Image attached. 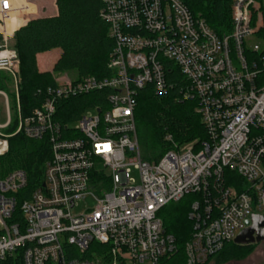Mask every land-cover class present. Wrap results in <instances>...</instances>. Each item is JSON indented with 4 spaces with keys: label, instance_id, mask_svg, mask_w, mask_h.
<instances>
[{
    "label": "built area",
    "instance_id": "1",
    "mask_svg": "<svg viewBox=\"0 0 264 264\" xmlns=\"http://www.w3.org/2000/svg\"><path fill=\"white\" fill-rule=\"evenodd\" d=\"M103 2L115 41L111 75L55 78L40 107L24 116L20 59L3 32L14 7L0 0V75L14 84L10 93L0 88V160L17 135L45 141L51 151L42 185L20 205L27 173L2 177L0 166V264L20 250L23 264H170L177 247L160 213L189 195L197 199L186 264H208L264 212V0H235L231 32L223 35L181 0ZM172 75L184 83L180 100L196 103L207 140L178 145L168 136L171 148L148 162L135 117L139 93L167 94ZM104 91V105L87 107L75 123L57 119L63 101ZM89 196L94 208L73 215ZM93 243L108 249L95 259L70 258L66 250L84 255Z\"/></svg>",
    "mask_w": 264,
    "mask_h": 264
},
{
    "label": "trees",
    "instance_id": "2",
    "mask_svg": "<svg viewBox=\"0 0 264 264\" xmlns=\"http://www.w3.org/2000/svg\"><path fill=\"white\" fill-rule=\"evenodd\" d=\"M10 1L14 7L10 17L17 19L13 48L21 65L20 101L24 116L31 115L34 109L40 107L48 87L56 86L54 73H70L74 77L72 79L78 80L89 76L102 79L111 75L108 63L115 41L109 37V26L101 17L103 0H56L57 16L39 17L30 20L24 27H21L26 19L24 15L36 14L30 10L33 6L26 0ZM181 1L195 17L204 20L217 34L231 32L232 7L235 0ZM2 43L3 37L0 36V45ZM55 49L60 50V56L54 65L53 73L40 72L38 55ZM0 76L2 77V74ZM169 82L172 86L165 95H157L150 87L139 93L135 110L137 127L140 129V137L146 141L151 152H156L154 158L142 156L148 162H158L171 148V143L166 140L168 136L178 145L207 140L206 129L196 112V103L180 100L184 84L182 79L178 75H172ZM108 93L109 91L95 92L63 101L57 119L61 123H75L87 107L103 106ZM15 130L16 123L9 132ZM50 158V147L45 141L30 140L23 135L10 139V152L0 160L1 176L4 177L15 170H23L28 175L27 188L16 195L18 205L29 199L32 191L42 185L45 167ZM195 199L196 195L186 196L179 203L169 204L160 213L166 231L174 237L177 247L170 264H186L185 245L192 235L193 227L189 214ZM15 216H20L19 211H16ZM107 249L104 245L93 243L89 250L81 255L75 247H66L70 258L89 259L97 258ZM252 250L253 245L241 246L232 243L214 259L219 264H225L247 256ZM22 253L23 250H20L7 262L23 264ZM94 254L98 255L95 257Z\"/></svg>",
    "mask_w": 264,
    "mask_h": 264
},
{
    "label": "rangeland",
    "instance_id": "3",
    "mask_svg": "<svg viewBox=\"0 0 264 264\" xmlns=\"http://www.w3.org/2000/svg\"><path fill=\"white\" fill-rule=\"evenodd\" d=\"M28 2L31 4H37L39 7H33L31 8V12L35 11V15H30L27 14V19L28 20H33L40 17L44 16H50L52 15L51 8H53V3L52 4H43V0H28ZM47 3V2H46ZM46 5V6H45ZM48 5V6H47ZM28 10V9H27ZM27 12V11H26ZM25 12V13H26ZM1 18V17H0ZM9 40L11 41V37L9 36ZM60 50L55 49L43 54L38 55L37 57V63H38V69L40 72H51L53 73V68L56 63V61L59 58ZM56 79H62L64 78L65 75L68 74H58L54 73L53 74ZM70 78H74L72 74L69 73L68 75ZM11 77L10 76H5L3 75L0 78V88H4L6 91L12 92L14 89V84L13 82L11 83ZM10 98V103H11V108H12V115H15V103H14V98L13 96H9ZM4 99L3 97L0 96V122L3 123L5 121V106L3 104ZM138 137L140 141V148H141V153L142 156H145L147 158H154L156 155V152H151L149 149L146 141L140 137V129L138 128ZM97 170H102V167H97ZM131 177L136 180V182L139 183L140 181V176H139V171L135 169L134 167L131 168ZM95 206V201L94 199L89 196L84 200H81L77 203V206L72 209V214L73 215H79L84 212H86L89 209H93ZM264 216V212L262 213ZM208 264H219L217 263V260L214 259ZM225 264H264V242H261L259 244L253 245V250L249 252V254L245 257H239L237 259L232 260L231 262L225 263Z\"/></svg>",
    "mask_w": 264,
    "mask_h": 264
},
{
    "label": "water",
    "instance_id": "4",
    "mask_svg": "<svg viewBox=\"0 0 264 264\" xmlns=\"http://www.w3.org/2000/svg\"><path fill=\"white\" fill-rule=\"evenodd\" d=\"M247 228L235 239L236 245L247 246L264 242V216L253 215L251 221H247Z\"/></svg>",
    "mask_w": 264,
    "mask_h": 264
},
{
    "label": "crops",
    "instance_id": "5",
    "mask_svg": "<svg viewBox=\"0 0 264 264\" xmlns=\"http://www.w3.org/2000/svg\"><path fill=\"white\" fill-rule=\"evenodd\" d=\"M27 2H28V0H26ZM47 2V3H46ZM33 3V2H32ZM30 4V5H32L33 7H39L37 4ZM43 4L45 3V4H52L53 3V8H51V11H52V15H50V16H44V17H55V16H57L58 15V8H57V5H56V0H43V2H42ZM46 6V5H45ZM48 6V5H47ZM38 9V8H37ZM25 17H27V14H25L24 15ZM40 17V16H39ZM38 17V18H39ZM43 17V16H42ZM17 19H16V17H9L8 19H7V22H6V27H5V29H3V32H5L6 34H9V36L11 37V41H12V45H13V36H14V33L16 32L15 31V21H16ZM30 20H28L27 18L25 19V22H24V24L21 26V27H24V26H26L27 25V23L29 22ZM20 27V28H21ZM19 28V29H20ZM59 56H60V54H59Z\"/></svg>",
    "mask_w": 264,
    "mask_h": 264
},
{
    "label": "bare ground",
    "instance_id": "6",
    "mask_svg": "<svg viewBox=\"0 0 264 264\" xmlns=\"http://www.w3.org/2000/svg\"><path fill=\"white\" fill-rule=\"evenodd\" d=\"M192 205V204H191ZM77 253V252H76Z\"/></svg>",
    "mask_w": 264,
    "mask_h": 264
}]
</instances>
